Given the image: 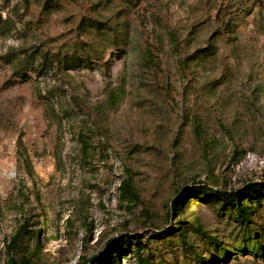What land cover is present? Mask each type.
I'll use <instances>...</instances> for the list:
<instances>
[{
  "label": "rangeland",
  "instance_id": "374dc122",
  "mask_svg": "<svg viewBox=\"0 0 264 264\" xmlns=\"http://www.w3.org/2000/svg\"><path fill=\"white\" fill-rule=\"evenodd\" d=\"M262 189L264 0H0V264H264Z\"/></svg>",
  "mask_w": 264,
  "mask_h": 264
},
{
  "label": "trees",
  "instance_id": "16d2710c",
  "mask_svg": "<svg viewBox=\"0 0 264 264\" xmlns=\"http://www.w3.org/2000/svg\"><path fill=\"white\" fill-rule=\"evenodd\" d=\"M253 188L256 189V186H253ZM255 189L247 191L250 196H257L258 192L255 191ZM262 194L264 195V189L261 190ZM198 195H205V192L197 193ZM218 199L223 201V205L230 204L233 208H236V215L238 218H241V220L247 221V217L245 215V212L242 208V204L240 203L241 193L238 192H231V193H218L217 195Z\"/></svg>",
  "mask_w": 264,
  "mask_h": 264
}]
</instances>
